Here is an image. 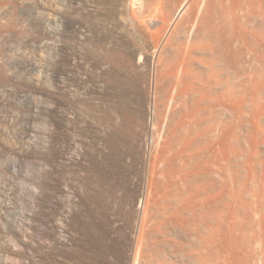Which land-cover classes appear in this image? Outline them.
Returning a JSON list of instances; mask_svg holds the SVG:
<instances>
[{
	"label": "rangeland",
	"instance_id": "rangeland-1",
	"mask_svg": "<svg viewBox=\"0 0 264 264\" xmlns=\"http://www.w3.org/2000/svg\"><path fill=\"white\" fill-rule=\"evenodd\" d=\"M179 2L180 0L177 2L139 0L138 4H134V0H0V264H143L147 257H144L145 255L142 257L140 254L143 260L141 262L138 254L136 239L139 227L144 213L150 207L152 212L155 209L158 211L159 204L160 212L163 210L162 207L168 205L162 214L171 216L170 220L172 215L173 220L175 219L174 211L171 212L174 214H169L172 206L175 207V211L178 207V212L183 211L180 212L182 214L180 218L174 221L179 223L180 219L179 225L184 227L172 226L183 228L181 231L187 229L183 231L184 234L180 233L183 234L182 242H184L179 246L182 251H178L179 254L182 252L186 261L194 259V251L190 243H194L197 240L195 238H198L202 232L210 240L207 249L212 247L211 249L214 248L217 253L214 257V253L211 254L213 250H206L209 264H226L227 260V264H264V235L262 232L263 236H261L260 231L261 228L264 231V226L259 224L262 215L259 217L255 214L257 209L260 213L264 211V194L258 191L259 180L253 177L264 175L262 170L264 165L260 162L252 165L251 163L254 162L251 161L244 167L246 159L242 154L247 156L248 151L244 153L241 151V146L245 144L243 137L222 135L225 154L223 153L221 155L223 159L219 157V160L225 162H221L223 165L217 163V166H213L211 162L212 171L217 169L218 174L211 176L209 173L211 169H208L211 165L210 161L205 160L208 165L203 161L205 163L201 166L203 176L199 175L196 177L197 180H191L189 186L180 187V184L176 186L175 183L171 185V182L177 178L175 174L178 172L176 170L179 168L177 166L180 160L174 156L175 150L172 151L173 148L170 147L171 140L174 139H169L174 137L173 122L179 120L177 112L182 110L178 107V103L169 102L170 94L168 101L164 99L165 97L161 98L167 95L159 92L162 90L161 87L159 90L156 78L159 58L162 55V57L166 55L167 58L181 57V60L186 55L184 49L187 50V40H184L183 31L177 30L174 24L181 19V16L187 20L189 13L188 10L185 11L186 8L180 11ZM204 2L203 6L200 4L199 7H202L197 9L199 16L197 19L193 18V24L189 22L185 24L192 29L195 22L198 25L204 20L205 26L213 24L212 27L220 32L221 35L218 33L217 36L216 33L214 37H217L215 39L218 41L215 40L216 48L218 51L221 50V55L219 53L221 58H217L221 63L220 66L215 64L216 69L215 67L214 69L219 73L218 83L221 82V91H225L227 86L230 89L231 86L239 88L241 82L247 79L255 80L253 76L256 77L264 72V51L258 50L259 52L256 53L259 54L256 55L252 51L261 49L258 44L254 46V43L253 48H255L250 50L248 45L242 43L244 39L239 40L240 36L237 40L241 44L239 41L236 42L235 38L222 35L224 33L231 35L232 32L229 33V30L236 26L240 28H237V32L234 28L231 30L236 32L232 33L233 37L240 33L239 30L245 29L247 30L245 32L251 31L247 33L249 37L254 36L255 33L256 38L260 37L264 40L262 38L264 17L252 15L254 9L259 6L258 0L254 1L256 4L253 8L247 3L249 6L245 4L244 11L239 7L240 12L237 7L239 14L232 9L234 3L229 4L228 0ZM211 2L212 5H209ZM248 8L252 11L250 15L243 14ZM229 14L228 17L233 21L228 20L229 18L226 20ZM230 22L236 24L231 26ZM228 25L231 26L230 29ZM222 28L227 29L223 34ZM243 30L241 32H244ZM255 37L253 38L256 39ZM225 39L236 41H233L234 43L231 41L232 47H230L229 41ZM227 44L229 46L225 47ZM164 49L171 55L168 56L169 53L164 52ZM176 57L173 58L174 64L183 61L179 58L177 60ZM179 68L175 67L173 71L176 79L182 74V67ZM259 71L262 73L258 74ZM234 87L233 89H236ZM172 94L175 96L176 92ZM155 101H159L160 104ZM173 105H177L178 109ZM208 108L210 109V105ZM215 109L217 113H214ZM215 109L212 108L213 112L211 109V112L208 111L218 115L207 111L209 118L205 120H208V123L204 125L206 135L201 137L202 142L206 144L204 150L207 153H203L208 156L215 150L210 149L213 147L212 140L216 139L213 137L215 132L212 127L226 116L229 117L224 111L225 108ZM226 112L230 115L229 110ZM235 112L236 110H232L233 114ZM173 114H176V120L172 118ZM243 125L245 127V124ZM263 139L260 137V142L261 140L263 142L259 143L258 147L262 160H264ZM228 146L239 152L228 154ZM226 152L229 158L227 161ZM233 154L234 157L239 155L237 159L232 156ZM206 156V159L209 158ZM166 159L171 165L165 163ZM242 160L245 162L243 163ZM251 166L255 168L251 170ZM230 169L233 171L231 172ZM249 170L252 173L254 171L253 176L252 173L249 175ZM210 176L215 178L212 179ZM198 186L201 190L196 188ZM204 188L207 193L203 191ZM192 190L199 194L192 193ZM200 191L210 197L204 198ZM189 192L194 194V197L201 195L199 197H203V200L197 197L199 199L192 201L193 196ZM192 202L197 204L193 205ZM168 207L170 210H167ZM189 208L192 209L188 210ZM152 212L149 211L151 214L148 215L160 221L162 214H157L155 211V216ZM193 212L198 216L193 215ZM157 215H161L160 219ZM177 215L175 214L176 217ZM163 219L164 223L166 221L168 223L169 217L168 220L167 217ZM162 221L157 224L161 225ZM174 221L170 223L175 224ZM183 221L188 223H181ZM170 223L168 224L171 225ZM162 225L157 230L163 231L165 228ZM165 227L169 228L168 230L173 228L167 225ZM161 230H158L157 234L152 233L158 236L152 237L156 239L157 245L154 242L155 246L150 247L152 250L148 248L150 251H155L154 255L148 252L151 256L150 260L148 258V263L152 262V256L156 262L157 254L159 253L158 258L162 256L160 253L162 250L157 249L159 243L157 241L162 239L159 244L161 246L165 242L164 237H167L164 235H169V231H166L168 234H164L165 231L160 234ZM176 230L178 234L181 232L178 228ZM175 231L173 232L176 233ZM173 232H170L171 237ZM213 240L216 242L214 243ZM153 246L157 251L159 250L158 253L156 249L153 250ZM171 248L175 250L173 245Z\"/></svg>",
	"mask_w": 264,
	"mask_h": 264
},
{
	"label": "bare ground",
	"instance_id": "bare-ground-1",
	"mask_svg": "<svg viewBox=\"0 0 264 264\" xmlns=\"http://www.w3.org/2000/svg\"><path fill=\"white\" fill-rule=\"evenodd\" d=\"M138 1L139 0H134V4H138ZM160 1V0H159ZM170 1H179V0H170ZM204 1H206V3H207V1L208 0H180V2L178 3L179 5H180V11L182 12V11H184V9H185V11H187L188 10V13H189V15H188V18H187V16H186V18H187V20H185V17L183 18L182 16H181V19L180 20H178V22H176V24H174L175 25V28L177 29V30H181V32L183 31V37H184V40L186 39L187 40V50L186 49H184L185 51H186V53L184 52V54H186L185 56H183V58H182V60H181V57H178L179 58V60H181L182 62H180V61H176L177 63L176 64H174V62L175 61H173L174 59L173 58H175L176 56H172V57H168L167 58V56L165 55L164 57H160L159 59V63H158V70H157V78H156V81H157V83H158V88H159V90H160V87H161V90L162 91H159V92H161V94H163V95H167V96H161V98H164V99H167V101L169 100L168 99V94H170V96H171V100L169 101V102H174L175 104H177L178 103V107L179 108H181V110L182 111H180V110H178V115H179V120L177 121L176 119H175V116H176V114L174 115L173 114V116L174 117H172L174 120H176V122H173L174 120L172 119V122H173V124H175V128H173V134H172V136H174L173 138H170L169 140H171V139H174L173 141L171 140V142L173 143V146H171L172 145V143L171 142H169V143H171V145H170V147H172L173 148V150L171 149V148H168V149H171L172 151H174L175 150V157L177 158V159H179L180 160V163H179V165L177 166V168H178V170H176V171H178L177 172V174H175L176 176L175 177H177L176 179H175V181H173V182H171V185H173L174 183H175V185L177 186L178 184H180L181 186L180 187H182V185H188L189 184V182H191V180H197V178L196 177H198L199 175H201V173L203 174V172H201V170H202V165L203 164H207V162H209L210 164H211V162H213V166H217V163L218 164H220L222 161H224V160H222L223 158H222V154L224 153L225 154V149L222 147V141H223V138L224 137H237V138H239V137H243V141H244V143L246 144V146H245V144H244V146H241L242 147V149H241V151H243L242 153H244V152H246V151H248V153L246 152V154H247V156L245 155V157H244V155L242 154V156H243V158H245L246 159V164H244V167H245V165H249L250 163H251V161H253L254 163H251L252 165H255V163H256V165H257V162L259 163H262L263 165H264V160H262L263 158H262V155H261V153L259 152V150H258V147H259V143H262L263 141L261 140V142H260V137H263L264 138V72L262 73L261 71L263 70H261V71H259L258 72V74L259 73H262V74H259V75H257L256 77L255 76H253V74H252V76L255 78V80L253 79V80H248L247 79V81H244V82H241L242 84L240 85V87L238 88H236V86L234 87V86H231L232 87V89H230L228 86H227V89L225 90V91H221V82L220 83H218V81H220L219 80V73H217V71L215 70L216 69V67L214 66L215 64H220L221 63V61H220V63L218 62V59H220L221 57L219 56V53L221 52V50L220 51H218V49L216 48V46H215V44L218 42L215 38H217V37H214V35L216 34L217 36H219V34H220V32L218 31V29H214L212 26H213V24H211V25H204V22L202 21V20H200V21H202L201 23H198V25L196 24V22H195V26L193 25L192 26V29H190V26L188 27V25L187 24H185V22L186 23H191V24H193V22H194V20H193V18L195 19H197V17L199 16V12H197L198 10V8L200 9L202 6H203V4L202 3H205ZM221 2H223V0H220ZM229 1V4H231L232 2L234 3V5L232 6V9H234L235 10V12H238V10H240L239 9V7L241 8L242 7V11H244L246 8H245V4L246 5H248L249 6V4H251L250 6H252V8H253V6L256 4V2H254V1H257V0H252L253 1V3H252V1L251 0H233V1H231V0H228ZM231 1V2H230ZM168 2V1H167ZM215 2V1H214ZM190 3V4H189ZM212 3L213 2H211V4H209V5H212ZM247 3H249V4H247ZM200 4H202V6L201 7H199L200 6ZM226 4V3H225ZM257 4H259V6H255L256 8L254 9L255 11L252 13V15H255V16H259L260 15V17H264V0H258V2H257ZM187 5H189L188 6V9H187ZM227 5V4H226ZM260 6H261V8H260ZM177 7V6H176ZM206 7V6H205ZM217 7V6H216ZM224 7V6H223ZM238 7V8H237ZM259 7V8H258ZM213 8V7H212ZM231 8V7H230ZM238 10H237V9ZM245 8V9H244ZM210 9V8H209ZM220 9V8H219ZM231 9V11L233 12V10ZM244 9V10H243ZM250 8H248V10H247V12L245 11L243 14H248V15H250V13L252 12L251 11V9L249 10ZM172 10V9H171ZM213 10V9H212ZM223 10V9H222ZM241 10H240V12H241ZM174 11V10H173ZM177 11V10H176ZM230 11V10H229ZM251 11V12H250ZM228 12V11H227ZM240 12H238V14L240 13ZM171 13V12H170ZM187 13V12H186ZM205 13V12H204ZM214 13V12H213ZM231 13V12H230ZM258 13V14H257ZM181 14V13H180ZM234 15H236L235 13H233ZM242 14V15H243ZM155 15V14H154ZM166 15V14H165ZM184 15V14H183ZM212 15H214V14H212ZM232 15V14H231ZM247 15V16H248ZM156 16V15H155ZM170 16V15H169ZM215 16V15H214ZM228 16H230V14L229 15H227V17H226V20L229 18ZM237 16H239V15H237ZM241 16V15H240ZM246 16V15H245ZM245 16H242L243 18L245 17ZM157 17H158V15H157ZM165 17V16H164ZM241 17V18H242ZM163 18V17H162ZM175 18V17H174ZM180 18V17H179ZM203 18H204V16H203ZM206 18V17H205ZM207 18H208V16H207ZM211 18V17H210ZM152 19H153V16H152ZM232 20V18H229L228 20ZM233 19H235V18H233ZM240 19V18H239ZM248 19V18H247ZM264 19V18H263ZM154 20V19H153ZM158 20V19H157ZM169 20V19H168ZM207 20V19H206ZM211 20V19H210ZM230 20V21H231ZM236 20V22H237V19H235ZM234 20V21H235ZM242 20H244V19H242ZM260 20V19H259ZM262 20V19H261ZM163 21V20H162ZM170 21V20H169ZM176 21H177V19H176ZM197 21V20H196ZM199 21V20H198ZM208 21V20H207ZM212 21V20H211ZM233 21V20H232ZM241 21V20H240ZM165 22V21H164ZM213 22V21H212ZM224 22V21H223ZM222 22V23H223ZM260 22V21H259ZM210 23V22H209ZM228 23V22H227ZM227 23H225V24H227ZM231 23V22H230ZM235 22H232L231 23V26H232V24H234ZM237 23H239V22H237ZM242 23V22H241ZM246 23H247V21H246ZM255 23V22H254ZM253 23V24H254ZM165 24V23H164ZM167 24H169V23H167ZM205 24H206V22H205ZM215 24V23H214ZM236 24V23H235ZM243 24V23H242ZM196 25H197V27H196ZM224 25V24H223ZM238 25V24H237ZM245 25V24H244ZM261 25V24H260ZM202 26H204V27H202ZM210 26L211 28H208V27ZM221 26V25H220ZM224 26H226V25H224ZM229 26L230 25H228L227 27L229 28ZM230 26V27H231ZM233 26H235V25H233ZM241 26V25H240ZM253 26V25H252ZM196 27V28H195ZM242 27V26H241ZM249 27V26H248ZM258 27V26H257ZM163 28V27H162ZM220 28V27H219ZM232 29L234 28V27H231ZM238 28V27H237ZM236 28V26H235V28L234 29H236V32H237V30L240 28H238L237 29ZM253 28V27H252ZM256 28V27H255ZM187 29V30H186ZM188 29H190V30H188ZM223 30H224V28H222ZM222 29H219L220 31L222 30ZM230 29V28H229ZM232 29H230L229 30V33L230 32H235V31H231ZM221 31V33L223 34L225 31H227V29H225L224 31ZM243 30V29H242ZM242 30H239V32L240 33H237V34H235L234 36L235 37H233V34L231 33V35H232V37H231V35H230V37H229V35H227V33H224L222 36H224V35H226V36H224V37H228V38H235L236 40H237V38H239V36H240V38H239V40L241 41L242 39H244V42L242 41V43L244 44H246V45H248V47H250L249 49L250 50H253L254 48H253V44L255 43V45L254 46H256V44H258V46L261 48V49H257V48H259L258 46H257V50H253L252 52H254L256 55H258L259 53V51L260 50H263L264 51V40L263 39H261L260 37V39L259 38H256L255 37V33H253L254 34V36H250L249 37V35L247 34L248 32H250L251 33V31H248V32H245V31H247V30H243L244 32H241ZM165 31V30H164ZM187 31H189L188 33H187ZM218 31V32H217ZM255 31V30H254ZM263 31H264V28H263ZM259 32V34H260V31H258ZM262 32V31H261ZM219 33V34H218ZM249 33V34H250ZM173 34V33H172ZM177 34V33H176ZM181 34V33H180ZM253 34H250V35H253ZM257 35L256 34V36H260V35ZM170 35V34H169ZM221 35V34H220ZM213 36V37H212ZM264 36V35H263ZM159 37V36H158ZM163 37V36H162ZM182 37V36H181ZM221 37V36H220ZM253 37H255L256 39H252ZM213 38H214V41H213ZM227 38V39H228ZM262 38H264V37H262ZM220 39H222V37L220 38ZM232 39H230L231 41H232ZM183 40V41H184ZM215 40L217 41V42H215ZM226 40V39H225ZM236 40H233L234 42L236 41ZM239 40H237L236 42H238ZM263 42H262V41ZM226 41H229V40H226ZM231 41H229V43L231 42ZM232 41V42H233ZM239 41V42H240ZM169 42V41H168ZM182 42V41H181ZM215 42V43H214ZM233 42V43H234ZM238 42V43H239ZM180 43V42H179ZM224 43H227V42H224ZM183 44V43H182ZM240 44H241V42H240ZM179 45V44H178ZM226 46H229V44H227V45H225V47ZM167 47V46H166ZM230 47H232V44L230 43ZM252 47V48H251ZM170 49V48H169ZM227 49H228V47H227ZM235 49V48H234ZM178 50H179V48H178ZM249 50V51H250ZM259 50V51H258ZM165 51H167L166 49H164V52ZM175 51H177V50H175ZM241 51V50H240ZM245 51V50H244ZM256 51H258L257 53H256ZM168 52V51H167ZM224 52V51H223ZM247 52V51H246ZM251 52V53H252ZM169 53V52H168ZM167 53V54H168ZM176 53V52H175ZM181 53H183V52H181ZM181 53H179V54H181ZM250 53V52H249ZM250 53V54H251ZM260 53H262V52H260ZM162 54V53H161ZM173 54V53H172ZM254 54V55H255ZM263 54V53H262ZM171 54L169 53V55L168 56H170ZM177 55V54H176ZM220 55H221V53H220ZM246 55V54H245ZM179 56V55H178ZM182 56V55H181ZM223 56V55H222ZM261 56V55H260ZM185 57V58H184ZM197 57V58H196ZM224 57V56H223ZM230 57H231V55H230ZM261 57H263V56H261ZM177 58V57H176ZM178 58H177V60H178ZM218 58V59H217ZM227 58V57H226ZM236 58V57H235ZM234 58V59H235ZM242 58V57H241ZM230 59V58H229ZM239 59H240V57H239ZM224 61V60H223ZM230 62V61H229ZM225 63V62H224ZM233 63V62H232ZM241 63V62H240ZM249 63V62H248ZM257 63V62H256ZM223 64V63H222ZM230 64V63H229ZM239 64V63H238ZM262 64V63H261ZM225 65V64H224ZM240 65V64H239ZM252 65V64H251ZM263 65V64H262ZM261 65V66H262ZM220 66V65H219ZM234 66V65H233ZM247 66V65H246ZM175 67H182V74L179 76V77H177V79L175 78V75L173 74L174 72V70H175ZM206 69H205V68ZM208 67V68H207ZM214 67H215V69H214ZM226 67V66H225ZM180 69V68H179ZM210 70L209 72L207 71V70ZM220 69V68H219ZM228 69V68H227ZM177 70V69H176ZM213 70V71H212ZM231 70V69H230ZM216 73H215V72ZM243 71V70H242ZM177 72H178V70H177ZM234 72V71H233ZM236 72H238V71H236ZM253 72V71H252ZM235 73V72H234ZM249 73V72H248ZM175 74H179V73H175ZM223 74V73H222ZM233 74V73H232ZM243 74V73H242ZM164 75H165V77H164ZM230 75V74H229ZM239 75V74H238ZM255 75V74H254ZM247 76V75H246ZM249 76H250V73H249ZM164 77V78H163ZM229 77V76H228ZM236 77V76H235ZM242 77V76H241ZM243 78H244V76H243ZM246 78V77H245ZM248 78V77H247ZM221 79V78H220ZM227 79H229V78H227ZM250 79V78H249ZM163 80V81H162ZM236 80V79H235ZM238 80V79H237ZM244 80V79H243ZM226 81V80H225ZM241 81V80H240ZM161 82H163L162 84H160ZM225 83V82H224ZM234 83V82H233ZM237 83V82H236ZM238 83H239V80H238ZM160 84V85H159ZM225 85V84H224ZM227 85H228V82H227ZM237 86H239L238 84H237ZM156 87V86H155ZM233 87L234 88H236V89H233ZM224 89V88H223ZM222 89V90H223ZM155 90H156V88H155ZM157 91H158V89H157ZM156 91V92H157ZM174 93V92H176V94H175V96H173L174 94H172L171 95V93L172 92ZM155 92V91H154ZM158 92V93H159ZM171 92V93H170ZM167 93V94H166ZM160 94V93H159ZM156 95H158V94H156ZM156 95H155V97H156ZM167 97V98H166ZM173 97V98H172ZM160 98V97H159ZM160 98V99H161ZM156 99H157V97H156ZM157 100H159V99H157ZM162 100V99H161ZM164 101V100H163ZM156 103L158 102V104H160L159 103V101H155ZM166 102V101H165ZM161 104H162V101H161ZM174 104V105H175ZM163 105V104H162ZM172 105V104H171ZM173 105V107H177V105L176 106H174ZM208 105H210V109H211V111H212V108H223L222 110H224V108L226 109V110H229V112H230V115H229V113L227 114V112H226V110H224L225 111V113H226V115H228L229 117H227L226 116V118H223V120L221 119V118H218L219 120L221 119L222 121L220 122H216V120H215V122L217 123L216 125H215V127H212V128H214V132H215V136H213V137H216V139L215 140H212V144H213V147H211L210 149H215L214 150V153L213 152H211L212 154L211 155H207L206 153V151L204 150L205 148V145L206 144H204L203 142H202V138L201 137H203V135H206V134H204L205 133V128H206V126H205V128H204V125H206V123H208V120H205L206 118H209L208 116H209V114H207V111L209 110L210 111V109L208 108ZM159 106H161V105H159ZM181 106V107H180ZM178 107L176 108V109H178ZM160 108V107H159ZM231 110V111H230ZM232 110H236V112H235V114H233L232 113ZM175 111H177V110H175ZM208 111V113H210ZM213 111H215L214 113H217L216 111H217V109H215V110H213ZM212 111V112H213ZM220 111V110H219ZM174 112V111H173ZM172 112V113H173ZM182 112V113H181ZM171 113V114H172ZM181 113V114H180ZM214 113H210V114H213V115H218V114H214ZM170 114V113H169ZM222 114H223V112H222ZM213 115H211V116H213ZM225 114H223V116H224ZM220 117V116H219ZM212 118V117H211ZM214 119H216V118H214ZM210 120V119H209ZM211 120H213V118L211 119ZM210 120V121H211ZM207 121V122H206ZM218 121V120H217ZM204 122H205V124H204ZM172 124V125H173ZM212 124V123H211ZM215 124V123H214ZM243 124H245V127H244V125ZM208 125V124H207ZM243 125V126H242ZM170 126V125H169ZM209 128H211V127H209ZM171 129H172V127H171ZM212 131H213V129H212ZM208 135H210V134H208ZM213 135H214V133H213ZM222 135H224V137H222ZM205 137V136H204ZM207 137V136H206ZM245 137V138H244ZM167 138V137H166ZM208 139H209V137H208ZM211 139H212V136H211ZM214 139V138H213ZM245 139V140H244ZM163 140V139H162ZM210 140V139H209ZM264 140V139H263ZM239 141V140H238ZM205 142V141H204ZM207 142V141H206ZM240 142H241V140H240ZM156 143H159V142H156ZM208 143H210V142H208ZM164 144V143H163ZM212 144H210V145H212ZM240 144V143H239ZM238 144V145H239ZM158 145V144H157ZM232 145V144H231ZM261 145V144H260ZM235 146H237V145H235ZM229 147V149L227 148V152H228V154L230 153V154H232V153H237V152H239V151H235V150H233V149H230V147H232V146H228ZM157 149V148H156ZM249 149V150H248ZM262 149V148H261ZM171 150H170V152L169 153H171ZM237 150H239V149H237ZM165 151H167V150H165ZM213 151V150H212ZM262 151V150H261ZM156 152V151H155ZM162 152V151H161ZM203 152H206L205 154L203 153ZM227 152H226V155H227ZM160 154V153H159ZM209 154V153H208ZM234 154L232 155L233 157H234ZM239 154V153H238ZM156 155V154H155ZM154 155V156H155ZM167 155H168V153H167ZM207 155V156H206ZM237 155V154H236ZM159 156V155H158ZM164 156H165V154H164ZM205 156L206 157H209V158H205ZM239 156V155H238ZM238 156H236V157H238ZM264 156V155H263ZM157 157V156H156ZM219 157H221L222 159V161L220 162V158ZM227 158H226V161L229 159L228 158V155L226 156ZM236 157H234V158H236ZM247 157V158H246ZM170 158H172V157H169V159ZM232 158V157H231ZM230 158V159H231ZM240 158H241V156H240ZM158 159V158H157ZM163 159V158H162ZM237 159V158H236ZM247 159H249V160H247ZM168 159H166V161H167ZM207 162H206V161ZM171 161H173V160H171ZM203 161H205V163L203 162ZM219 161V162H218ZM231 161V160H230ZM236 161V160H235ZM241 161V160H240ZM256 161V162H255ZM156 162V161H155ZM160 162V161H159ZM162 162V161H161ZM165 162V161H164ZM170 161H167V162H165V163H169ZM225 162V161H224ZM223 162V163H224ZM237 162H238V160H237ZM242 162H243V160H242ZM245 162V161H244ZM243 162V163H244ZM249 162V163H248ZM158 163V162H157ZM173 163H175L174 161H173ZM176 163H177V161H176ZM175 163V164H176ZM203 163V164H202ZM227 163V162H226ZM236 163V162H235ZM240 163V162H239ZM163 164V163H162ZM170 164V163H169ZM209 164V165H210ZM222 164V163H221ZM220 164V165H221ZM234 164V163H233ZM262 164H261V167H262ZM168 165V164H167ZM167 165H166V167H167ZM171 165V164H170ZM208 165V164H207ZM223 165V164H222ZM154 166V165H153ZM233 166V165H232ZM203 167H205V166H203ZM211 167H212V164L210 165V167L208 168L209 170L211 169ZM248 167V169H249V166H247ZM246 167V168H247ZM164 168V167H163ZM207 168V167H206ZM214 168V167H213ZM217 168V167H216ZM220 168V167H219ZM224 168V167H223ZM229 168V167H228ZM232 168V167H231ZM251 170H253L254 168H255V166L253 167V166H251ZM165 169H167V168H165ZM164 169V170H165ZM205 169V168H204ZM215 169V168H214ZM233 169V168H232ZM245 169V168H244ZM257 169V168H256ZM262 169V168H261ZM160 170H161V168H160ZM163 170V171H164ZM231 170V169H230ZM239 170V169H238ZM247 170V169H246ZM263 170V172H264V169H262ZM168 171H169V169H168ZM203 171V170H202ZM217 171H219V170H213L212 171V169H211V171H209V173L211 174V176H212V174H214L215 175V173L216 174H218L217 173ZM221 171H222V169H221ZM233 170H231V172H232ZM208 172V171H207ZM248 172V171H247ZM249 172H250V170H249ZM256 172H257V170H256ZM260 172V171H259ZM258 172V173H259ZM262 172V173H263ZM204 173H205V171H204ZM252 172H250L249 173V175L251 174ZM253 173H254V171H253ZM253 173L251 174V176H253ZM257 173V174H258ZM262 173H260V174H262ZM163 174V173H162ZM206 174H208V173H206ZM256 174V173H255ZM254 174V175H255ZM163 175H165V173L163 174ZM204 175V174H203ZM203 175H201V176H203ZM247 175V174H246ZM210 176V178H212ZM248 176V175H247ZM246 176V177H247ZM258 175H256V176H253V177H255L256 178V180L258 179L259 181H257V182H259L258 184V191L260 190V191H262L261 193H263L264 194V192H263V190H264V175L262 176V175H260L261 176V178H260V176L259 177H257ZM160 177V176H159ZM172 177V176H171ZM209 177V176H208ZM161 178V177H160ZM169 178H170V176H169ZM169 178H167V179H169ZM213 178H215V177H213ZM212 178V179H213ZM251 178V177H250ZM249 178V179H250ZM260 178V179H259ZM208 179V178H207ZM211 179V180H212ZM231 179V178H230ZM248 179V178H247ZM161 181H162V179H161ZM167 181V180H166ZM234 181V180H233ZM253 181V180H252ZM156 182V181H155ZM160 182V181H159ZM197 182H199V181H197ZM163 183V182H162ZM161 183V184H162ZM170 183V182H169ZM173 183V184H172ZM195 183H196V181H195ZM250 183V182H249ZM159 184V183H158ZM166 184V183H165ZM168 184V183H167ZM166 184V185H167ZM191 184V183H190ZM201 184V183H200ZM163 185H164V183H163ZM170 185V184H169ZM189 186V185H188ZM190 186H192V185H190ZM194 186V185H193ZM192 186V187H193ZM203 186V185H202ZM209 186V185H208ZM157 187V186H156ZM167 187V186H166ZM174 187V186H173ZM172 188V187H171ZM197 189L199 188V186L198 187H196ZM207 188V187H206ZM206 188H204L205 190H203V191H205L206 193H207V191H206ZM177 189V188H176ZM189 189V188H188ZM192 189V188H191ZM194 189V188H193ZM168 190V189H167ZM180 190V189H179ZM186 190H187V187H186ZM196 190V189H195ZM198 190H201V187L198 189ZM172 191V190H171ZM176 191V190H175ZM188 191V190H187ZM193 191V192H192ZM192 191H190V192H192V193H195V194H199V192L198 193H196V192H194V190H192ZM209 191V190H208ZM259 191V192H260ZM161 192V191H160ZM164 192H166L165 190H164ZM189 192V193H190ZM202 191H200V193H201ZM236 192V191H235ZM183 193H185V192H183ZM205 193V194H206ZM210 192H208V194H209ZM237 193V192H236ZM241 193H242V191H241ZM168 194V193H167ZM170 194V193H169ZM186 194H188V193H186ZM191 194V193H190ZM190 194L188 195L189 197H190ZM205 194H204V192H202L201 193V195L203 196L204 195V198L207 196H209V195H206L205 196ZM262 194V195H263ZM194 194H191V196H193ZM201 195H199V196H201ZM243 195V194H242ZM258 195V193L256 194V196ZM167 196H169V195H167ZM183 196V195H182ZM199 196H196L195 195V197L193 196V197H191V198H193V199H191L192 201H194V199H199L200 197ZM233 196V195H232ZM240 196V195H239ZM254 196V195H253ZM178 197H180V196H178ZM197 197H199V198H197ZM210 197V196H209ZM237 197V196H236ZM165 198V197H164ZM215 198V197H214ZM232 198V197H231ZM234 198V197H233ZM239 198L240 197H238V200H239ZM242 198V197H241ZM253 198V197H252ZM258 198V197H257ZM259 198H260V195H259ZM151 199V198H150ZM181 199H183V201L185 200L184 198H181ZM190 199V198H189ZM188 199V200H189ZM207 199H209V198H207ZM247 199V198H246ZM199 200H203V197H201ZM205 200V199H204ZM253 200V199H252ZM258 200V199H257ZM166 201V200H165ZM217 201V200H216ZM163 202V201H162ZM189 202V201H188ZM198 202H200V201H198ZM254 202V201H253ZM194 202H192L191 204H193ZM206 203V202H205ZM215 203V202H214ZM238 203V202H237ZM158 204V203H157ZM180 204H182V203H180ZM195 204H197V203H194L193 205H195ZM210 204V203H209ZM250 204V203H249ZM183 205H185L184 203H183ZM183 205H181L182 207H183ZM190 205V204H189ZM199 205V204H198ZM222 205V204H221ZM230 205H232V204H230ZM156 206V205H155ZM153 207L154 209L156 208V207ZM163 206V205H162ZM168 206V205H167ZM167 206H165V208L167 207ZM178 206V205H177ZM188 206V205H187ZM190 206H192V205H190ZM211 206V205H210ZM237 206V205H236ZM158 207V206H157ZM170 208H171V206H169ZM169 207L167 208V210L169 209ZM198 207V206H197ZM202 207H204V205L202 206ZM238 207V206H237ZM247 207V206H246ZM254 207H255V205H254ZM257 207V206H256ZM164 207H162V209L163 210H161V212H160V204H159V209H158V211L155 209V211L157 212V214L158 213H160V214H162V211H165L166 209H165ZM172 208H173V210H172ZM172 208H171V211H170V213L169 214H176L177 215V213H183V211H177V209L179 208H177L176 209V211H175V207H173L172 206ZM181 208V207H180ZM184 208V207H183ZM193 208V207H192ZM192 208H189L188 210H190V209H192ZM194 208H196V207H194ZM199 208V207H198ZM209 208V207H208ZM208 208H207V210H208ZM229 208V207H228ZM236 208V207H235ZM147 209H148V207H147ZM146 209V210H147ZM150 209H152L151 207H150ZM148 210L146 213H144V216L142 217V221H141V225H140V227H139V231H138V235H137V250L139 251V257H141V255L140 254H142V257L144 256V257H147V262H146V260H144V263L143 264H209V262H207V260L209 259H207V255H206V252L208 251V250H213V249H211L212 247H210V248H208L207 249V243L208 242H210V240L208 239V238H206L203 234H202V232H201V234H199L200 236L197 238H195V242L194 243H190L191 245H192V249H193V251H194V259L193 260H191V261H186L185 259H184V257L182 256V250L179 248V246H182L183 244V242H182V236H183V231L184 230H187V229H184L183 231H181L182 229L180 228V227H182L181 225H179L180 224V219H179V223L177 222H175L176 220H178L177 218H180V215H182L181 213L180 214H178L177 216L178 217H176L175 216V214H174V217H175V221L173 220V215H172V220L175 222V224H172V223H170V221L171 222H173L172 220H170V217L171 216H166L165 214L166 213H164V215L165 216H163V214H162V217L164 218V217H167V220H168V217H169V220H168V223H170L171 225H169L168 223H167V221L165 222L166 223V225L167 226H170V228H172L174 225H178V226H180V227H173L171 230H168L169 228H166L165 226V223H164V219L161 217V220L159 221L158 219H155L154 218V216H151L150 217V215H148V214H151V213H149V211L150 212H152V210ZM165 209V210H164ZM182 209V208H181ZM180 209V210H181ZM210 209H212V208H210ZM242 209V208H241ZM246 209V208H245ZM170 210V209H169ZM204 211H206L205 209H203ZM231 210V209H230ZM237 210V209H236ZM155 211H153L154 213H155V216H156V212ZM174 211V213H171V212H173ZM185 211V210H184ZM186 211H187V209H186ZM192 211H194V210H192ZM192 211H191V214H192ZM203 211V212H204ZM219 211V210H218ZM251 211V210H250ZM258 211V209L255 211V214H258V216L260 217L261 215H262V217H261V219H262V221L260 220L259 222H264V211L262 212L261 210V213L260 212H257ZM152 212V214L154 215V213ZM177 212V213H176ZM195 212H197V211H195ZM211 212V211H210ZM222 212V211H221ZM229 212V211H228ZM257 212V213H256ZM186 214H187V212H185ZM213 213V212H212ZM211 213V214H212ZM190 214V215H191ZM197 214V213H196ZM203 214V213H202ZM225 214V213H224ZM253 214V213H252ZM260 214V215H259ZM190 215H187V216H190ZM193 215H195L194 214V212H193ZM214 215V214H213ZM242 215V214H241ZM244 215H245V213H244ZM251 215V214H250ZM161 216V215H160ZM160 216L159 215H157V218L159 217V219H160ZM187 216H186V218H187ZM195 216H198V215H195ZM194 216V217H195ZM201 216V215H200ZM208 216H209V214H208ZM207 216V217H208ZM225 216V215H224ZM223 216V217H224ZM231 216V215H230ZM252 216V215H251ZM257 216V215H256ZM255 216V217H256ZM193 217V216H192ZM218 217V216H217ZM232 217V216H231ZM230 217V219H232ZM235 217V216H234ZM244 218V217H243ZM253 218V217H252ZM256 218H258V217H256ZM162 219H163V221H162ZM188 219V218H187ZM191 219H193V218H191ZM197 219V218H196ZM195 219V220H196ZM215 219H217L216 217H215ZM224 219V218H223ZM236 219V218H235ZM235 219H233V220H235ZM238 219V218H237ZM186 220V219H185ZM190 220V219H189ZM214 220V219H213ZM228 220V219H227ZM244 220V219H243ZM246 220H247V218H246ZM159 221V222H158ZM162 221V223H161V225H162V227L163 228H165V229H167V230H165V229H163V231L161 230V229H158V230H161V233L160 234H162L164 231V234L165 233H167L168 231V233H169V235H164V236H170V232H173V231H175L177 228H178V230H180L181 232H179V234L180 233H183L182 235H181V237H179V234H178V232H177V230L175 231L176 233H172L171 235H172V237L170 236V237H168V239H167V237H164L163 235V237H164V239L163 240H165V242H163L162 244H167V245H162L161 244V246L162 247H164V248H160L161 246H159V244H160V242H162V239H159L160 241H157V242H159L158 243V247H157V249L159 248L160 249V253H162V256L160 257V258H158L159 256H158V251H157V249H156V247H154L155 245H154V242L156 241V239L154 240V238H152L154 235L153 234H157V228H159V226H161V225H159V224H157V222L158 223H160ZM188 221V220H187ZM191 221V220H190ZM190 221H189V223H190ZM198 221V220H197ZM207 221V220H206ZM209 221V220H208ZM225 221V220H224ZM236 222H237V220H235ZM234 221V222H235ZM242 221V220H241ZM185 221H183V222H181V223H184ZM194 222H196V221H194ZM214 222V221H213ZM216 222V221H215ZM219 222H221V221H219ZM230 222V221H229ZM240 222V221H239ZM185 223H188V222H185ZM193 223V222H192ZM203 223H204V221H203ZM212 223V222H211ZM222 223V222H221ZM250 223V222H249ZM254 223H256V222H254ZM258 223V222H257ZM259 223L260 225H263L264 226V223ZM191 224V223H190ZM194 224V223H193ZM192 224V225H193ZM199 224V223H198ZM229 224V223H228ZM233 224H236V223H233ZM173 225V226H172ZM185 225V224H184ZM217 225V224H216ZM221 225V224H220ZM232 225V224H231ZM243 225H244V223H243ZM242 225V226H243ZM253 225V224H252ZM255 225V224H254ZM172 226V227H171ZM199 226H201L200 224H199ZM198 226V227H199ZM211 226V225H210ZM235 226V225H234ZM250 226H251V224H250ZM184 227V226H183ZM188 227V226H187ZM191 227V226H190ZM193 227V226H192ZM195 227V226H194ZM208 227V226H207ZM223 227V226H222ZM225 227V226H224ZM230 227V226H229ZM232 227V226H231ZM259 227V226H258ZM205 229H206V227H204ZM213 228H214V226H213ZM217 228H219L218 226H217ZM225 228H228V227H225ZM233 228V227H232ZM231 228V229H232ZM236 227H234V229H235ZM203 229V228H202ZM201 229V230H202ZM215 229H216V227H215ZM242 229H244V228H242ZM155 230H156V233H154L155 232ZM188 230H189V228H188ZM196 230H197V227H196ZM220 230V229H219ZM228 230V229H227ZM226 230V231H227ZM249 230V229H248ZM167 231V232H166ZM194 231V230H193ZM205 231V230H204ZM216 231V230H215ZM222 231H223V229H222ZM229 231V230H228ZM239 231H240V229H239ZM245 231V230H244ZM261 236H263L264 235V231L262 230V228H261ZM160 232V231H159ZM158 232V233H159ZM190 232V231H189ZM198 232V231H197ZM196 232V233H197ZM214 232V231H213ZM212 232V233H213ZM221 232V231H220ZM248 232V231H247ZM262 232H263V235H262ZM153 233V234H152ZM167 233V234H168ZM186 233H187V231H186ZM216 233V232H215ZM219 233V232H218ZM225 233V232H224ZM189 234V233H188ZM187 234V235H188ZM196 235V234H195ZM198 235V234H197ZM203 235V236H202ZM216 235H218V234H216ZM227 235V234H226ZM258 235V234H257ZM160 236V235H159ZM194 236V235H193ZM210 236H211V234H210ZM219 236H222L221 234H219ZM230 236V235H229ZM240 236H242V234L240 235ZM246 236V235H245ZM259 236H260V233H259ZM258 236V237H259ZM260 236V237H261ZM155 238L156 237H158L157 235L156 236H154ZM187 237V236H186ZM186 237H185V239H186ZM213 237V236H212ZM218 237V236H217ZM184 238V237H183ZM194 238V237H193ZM213 238H216V236H214ZM220 238L221 237H219V240H220ZM240 238V237H239ZM251 238V237H250ZM263 237H261V239H262ZM167 239V240H166ZM190 239H192V238H190ZM211 239V238H210ZM225 239V238H224ZM260 239V240H261ZM217 240V239H216ZM219 240H217V241H219ZM234 240H235V238H234ZM256 240H258L257 238H256ZM263 240V239H262ZM261 240V241H262ZM133 241V240H132ZM187 241H189V240H187ZM187 241H185V242H187ZM190 241H192V240H190ZM194 241V240H193ZM192 241V242H193ZM214 241V240H213ZM222 241V240H221ZM225 241V240H224ZM228 241V240H227ZM246 241H247V239H246ZM212 242V241H211ZM216 241H214V243H215ZM240 242V241H239ZM252 242V241H251ZM213 243V244H214ZM234 243V242H233ZM155 244L157 245V243L155 242ZM212 244V245H213ZM237 244V243H236ZM239 244V243H238ZM243 244V243H242ZM136 245V244H135ZM152 245H154L153 247V250L154 249H156V252L158 253H156L157 254V262L154 260V257L152 256V262L150 261L149 263H148V258H149V260L151 259V256L148 254V252H151V253H153V255H154V253H155V251L153 252V251H150L148 248H150ZM174 246L175 247V250H173L172 248H171V246ZM185 245V244H184ZM215 245V244H214ZM241 245V244H240ZM257 245V244H256ZM188 245H186V247H187ZM227 246V245H226ZM231 246V245H230ZM229 246V247H230ZM258 246V245H257ZM262 246V245H261ZM136 247V246H135ZM184 247V246H183ZM186 247H184V250H186L185 248ZM214 247V246H213ZM220 247V246H219ZM188 248V247H187ZM256 248H258V247H256ZM151 250H152V248H150ZM217 249V248H216ZM224 249V248H223ZM135 250V249H134ZM146 250H148V251H146ZM179 250H181L180 252V254L178 253V251ZM189 250H191V249H189ZM207 250V251H206ZM215 250V249H214ZM213 250V251H214ZM220 250H221V248H220ZM226 250V249H225ZM245 250V249H244ZM136 251V250H135ZM238 251V250H237ZM236 251V252H237ZM188 252V251H187ZM210 252H212V251H210ZM216 251H214V252H212L211 254H213L214 253V257H215V255L217 254V253H215ZM219 252V251H218ZM233 252V251H232ZM245 252H246V250H245ZM184 253V252H183ZM221 253V252H220ZM238 253V252H237ZM146 254H148V255H146ZM189 254H190V252H189ZM228 254V253H227ZM244 254V253H243ZM220 255V254H219ZM229 255V254H228ZM227 255V259H229V256ZM236 255V254H235ZM188 256H190V255H188ZM207 256V257H206ZM217 256V255H216ZM223 256V255H222ZM237 256H238V254H237ZM240 256V255H239ZM134 257V256H133ZM142 257L140 258V260L142 259ZM181 257H183V258H181ZM211 257H212V255H211ZM221 257V256H220ZM241 257V256H240ZM248 257V256H247ZM262 257V256H261ZM188 258V257H187ZM254 258V257H253ZM145 259V258H144ZM213 259V258H212ZM211 259V260H212ZM237 259V258H236ZM252 259V258H251ZM217 260V259H216ZM221 260V259H220ZM225 261H226V259H224ZM232 260H234V259H232ZM246 260H248V259H246ZM262 260H263V258H262ZM153 261H154V263H153ZM249 261V260H248ZM135 262H136V260H135ZM141 262H143V260H141ZM156 262V263H155ZM217 262V261H216ZM215 262V263H216ZM224 262V261H223ZM134 263V262H133ZM227 263H228V260H227ZM226 263V264H227ZM251 263V262H250ZM219 264V263H218ZM224 264V263H223ZM237 264V263H236Z\"/></svg>",
	"mask_w": 264,
	"mask_h": 264
}]
</instances>
